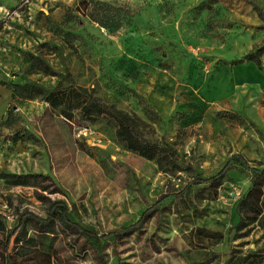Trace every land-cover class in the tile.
Segmentation results:
<instances>
[{
    "label": "rangeland",
    "instance_id": "rangeland-1",
    "mask_svg": "<svg viewBox=\"0 0 264 264\" xmlns=\"http://www.w3.org/2000/svg\"><path fill=\"white\" fill-rule=\"evenodd\" d=\"M108 1L133 14L95 0H0V212L11 225L18 212L46 216L63 199L72 219L107 233L232 154L264 166V51L261 68L246 57L264 45L253 5L264 10V0ZM30 52L58 73L33 68ZM11 82H33V95L14 94ZM59 84L85 86L127 111L144 137L171 145L189 167L161 168L127 148L110 116L66 115L46 98ZM26 129L35 137L13 138ZM9 172L42 175L15 184ZM252 173L236 157L222 184H191L126 235H92L58 216L28 221L26 238L9 245L0 229V264L6 253L14 264H226L231 254L228 264H263L264 228L233 227Z\"/></svg>",
    "mask_w": 264,
    "mask_h": 264
},
{
    "label": "trees",
    "instance_id": "trees-1",
    "mask_svg": "<svg viewBox=\"0 0 264 264\" xmlns=\"http://www.w3.org/2000/svg\"><path fill=\"white\" fill-rule=\"evenodd\" d=\"M101 1L104 8H114L119 11H124L126 13L131 12V8L124 5H116L110 3L108 0H95ZM254 7L257 9L259 16L264 19V10L256 3L253 2ZM92 17L95 20L106 23L104 16L100 13L91 12ZM131 15L133 13H130ZM55 46L62 50V46L55 44ZM264 51V45L258 46L254 50L249 51L246 57L250 60L256 62V64L262 67L261 54ZM30 64L33 68H40L49 73L57 74L58 71L52 66V64L44 56L39 53L30 52ZM71 75V72H67ZM13 86L14 94L20 95H33L31 92L33 82L19 83L11 82ZM46 98L54 106L63 105V112L71 116V112L68 108H80V110L90 119H97L102 115H107L115 119L116 129L115 133L117 138L129 149L138 152L148 158H155L158 165L161 168H167L170 170H185L189 166L183 164L178 158L175 148L169 144L161 143L156 140H152L143 136V134L136 128L134 118L125 110L118 109L115 105L105 102L99 95L94 94L85 86L81 85H67L63 86L61 84L54 86L47 91ZM19 137H35V134L26 129L25 134L21 131L15 132L13 138L17 139ZM239 157L242 163L252 170L251 184L246 192L240 197L237 203V210L240 214L239 221L233 226L236 229H243L250 225L252 222H258V224L264 228V166L251 165L247 158L240 154H232L225 162V164L215 173L202 176L196 175L192 178L186 187L182 189L162 194L154 204L146 207L140 214V216L133 222L124 225L120 228L114 229L107 233H99L93 228H89L72 219L67 213V202L63 199H56L51 202L48 207V212L46 216L37 214L31 210H24L23 212H18L14 223L11 225L8 222L7 216L0 212V229L7 231V242L9 245L12 239L16 242L24 240L27 234V223L30 220H34L37 224L41 226L50 225L54 218L58 216L60 220L68 225H72L78 231H83L92 235H97L100 237H107L112 234L126 235L129 234L139 227L146 221V219L153 214L157 209L158 205L162 203L167 197L173 195L176 197H182L188 186L194 183H207L210 185L219 186L222 184L223 179L229 175V170L234 166V159ZM42 175L41 172H9L7 173L8 181L11 183H28L31 176ZM207 233L216 236H222L221 231L207 230ZM256 254H262L257 252ZM250 254H244L241 256L240 260L245 262L249 259ZM262 257V255H259ZM233 254H231L227 260L226 264L233 260ZM11 253H6L7 264H14ZM264 260V258H262ZM259 259L257 261H260ZM256 260L248 262V264H256ZM264 264V263H263Z\"/></svg>",
    "mask_w": 264,
    "mask_h": 264
}]
</instances>
